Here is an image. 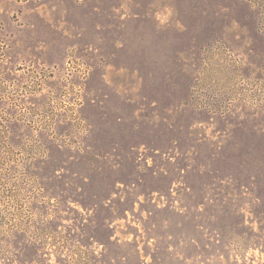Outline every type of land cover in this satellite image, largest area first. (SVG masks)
Returning a JSON list of instances; mask_svg holds the SVG:
<instances>
[{"label":"rangeland","instance_id":"374dc122","mask_svg":"<svg viewBox=\"0 0 264 264\" xmlns=\"http://www.w3.org/2000/svg\"><path fill=\"white\" fill-rule=\"evenodd\" d=\"M0 264H264V0H0Z\"/></svg>","mask_w":264,"mask_h":264},{"label":"trees","instance_id":"16d2710c","mask_svg":"<svg viewBox=\"0 0 264 264\" xmlns=\"http://www.w3.org/2000/svg\"><path fill=\"white\" fill-rule=\"evenodd\" d=\"M71 251H72V249H71Z\"/></svg>","mask_w":264,"mask_h":264}]
</instances>
